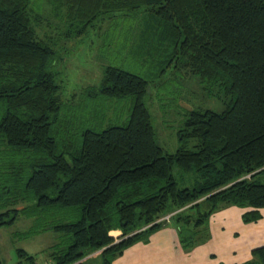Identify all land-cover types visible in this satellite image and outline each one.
Instances as JSON below:
<instances>
[{
    "label": "trees",
    "instance_id": "obj_1",
    "mask_svg": "<svg viewBox=\"0 0 264 264\" xmlns=\"http://www.w3.org/2000/svg\"><path fill=\"white\" fill-rule=\"evenodd\" d=\"M47 2L51 7L38 12L31 0H0V175L11 176V185L2 186L8 192L4 203L15 205L0 213V226L20 213L39 217L65 208L67 220L47 226L64 236L46 250L47 263L113 264L130 245L148 241L165 220L180 222L178 235L181 224L208 231L211 215L230 205L249 208L246 222L259 220L264 208V0ZM118 12L141 13L143 26L136 30L141 49L174 46L178 60L172 63L189 67L210 92L231 97L221 112H188L180 140L197 138V150L183 145L167 153L157 142L146 104L153 95L151 82L112 65L95 92L133 96L128 122L86 128L81 142L60 134L63 100L55 65L65 57L59 34L49 33L50 15H61L62 34L72 38ZM174 164L197 175L199 184L179 187ZM27 196L30 205L24 204ZM75 214L78 218L71 220ZM115 230L121 231L118 237L111 234ZM206 235L179 237L189 246ZM253 254L242 264H264V245ZM20 255L39 264L35 255L24 250Z\"/></svg>",
    "mask_w": 264,
    "mask_h": 264
},
{
    "label": "rangeland",
    "instance_id": "obj_2",
    "mask_svg": "<svg viewBox=\"0 0 264 264\" xmlns=\"http://www.w3.org/2000/svg\"><path fill=\"white\" fill-rule=\"evenodd\" d=\"M31 5L38 12H44L50 4L47 0H31ZM112 15H109L111 18L95 22L82 37L72 38L62 34L66 27L62 23L64 20L59 17L61 15H50L55 29L52 28L49 33L59 34L58 48L65 57V60H58L55 65L63 100L60 109V134L63 136L64 133L81 142L82 132L86 128L103 129L128 122L133 96L108 98L95 92V88L102 82L105 68L112 65L139 74L151 82L153 95L146 98V104L153 114L159 145L171 154L183 145L197 150V138L185 137L183 142L180 140L179 133L186 127L188 112L193 109L221 112L227 108L231 97L217 89L210 92L203 87L199 76L192 74L189 67L172 63L174 57L178 60L174 46H161L159 49L143 47L140 52L134 53L136 50L132 41L140 38L136 35V30L143 26L141 13L126 15L118 12ZM61 40L68 41L61 45ZM173 174L181 188H193L199 184L197 175L183 172L176 164L173 165ZM9 177L11 176L0 175V213L15 206L7 207L4 203L8 192L4 193L6 188L2 186L8 183L11 185ZM27 200L24 204L30 205V197ZM27 209L32 211L31 206ZM64 212L67 209L60 208L56 213H42L39 217L31 213H20L14 222L1 225L0 256L3 264H27L25 255H20L23 250L29 255H35L39 264H46V250L62 242L64 237L62 233L47 226L59 220H67ZM59 216L64 218L60 219ZM77 218L78 215L75 214L71 220ZM178 223L180 222L173 218L165 220L162 227L177 226ZM181 227L179 235L187 238H202L207 232L206 226L189 227L181 224Z\"/></svg>",
    "mask_w": 264,
    "mask_h": 264
},
{
    "label": "crops",
    "instance_id": "obj_3",
    "mask_svg": "<svg viewBox=\"0 0 264 264\" xmlns=\"http://www.w3.org/2000/svg\"><path fill=\"white\" fill-rule=\"evenodd\" d=\"M132 43L134 53L140 52L141 39ZM247 210L230 205L214 212L206 238L189 246L181 242L176 225L164 226L148 241L127 247L113 264H242L253 258L254 249L264 245V208L260 210L261 218L254 222L244 220ZM111 234L118 237L121 231Z\"/></svg>",
    "mask_w": 264,
    "mask_h": 264
},
{
    "label": "built area",
    "instance_id": "obj_4",
    "mask_svg": "<svg viewBox=\"0 0 264 264\" xmlns=\"http://www.w3.org/2000/svg\"><path fill=\"white\" fill-rule=\"evenodd\" d=\"M165 218H166V219H168V218H169V216H167V217H165ZM46 264H49V263H47V262H46Z\"/></svg>",
    "mask_w": 264,
    "mask_h": 264
}]
</instances>
